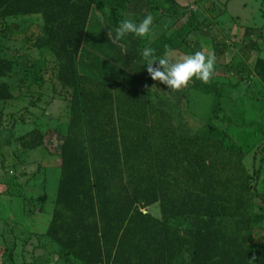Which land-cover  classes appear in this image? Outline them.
Segmentation results:
<instances>
[{"label":"trees","instance_id":"1","mask_svg":"<svg viewBox=\"0 0 264 264\" xmlns=\"http://www.w3.org/2000/svg\"><path fill=\"white\" fill-rule=\"evenodd\" d=\"M131 1L0 0V101L15 99L17 83L26 90L43 81L44 69L34 60L27 76L9 52L15 19L39 14L40 33L30 46L48 50L52 77L68 103L46 242L79 264H264V239L254 240L252 231L264 218V206L256 202L264 192L257 191L258 169L244 165L245 152L227 133L215 72L197 80L193 72H204L188 68L192 74L177 86L161 57L174 49L190 54L204 16L174 0H142L159 9L157 18L173 17L166 31L146 43L147 32L124 17ZM92 17L103 24L97 35L88 29ZM110 26L129 32L130 50L106 39ZM249 33L244 29V37ZM211 36V48L223 53L224 42ZM85 38L88 50L101 45L100 52L114 51L106 57L118 66L115 74L109 66L114 83L78 70L77 61L87 59ZM252 50L257 45L248 37L240 56L247 60ZM253 67L264 86V59L257 56ZM191 91L209 94L211 103L203 124L188 133L175 125L169 103L185 105ZM36 95L32 107L40 100ZM48 132L35 126L14 138L20 150L42 146L50 154ZM150 206L156 213L139 210Z\"/></svg>","mask_w":264,"mask_h":264},{"label":"rangeland","instance_id":"2","mask_svg":"<svg viewBox=\"0 0 264 264\" xmlns=\"http://www.w3.org/2000/svg\"><path fill=\"white\" fill-rule=\"evenodd\" d=\"M205 1L210 3L209 6L213 10L200 12L194 9L197 16L204 13L209 15V19L203 17V24L195 33L199 38L195 44L197 50L187 55L186 51L174 49L161 57L166 61L167 71L174 76L177 86L184 74H192L187 67L192 69L191 65L196 59L204 74L193 72L194 78L205 80L215 72L213 79L221 85L219 104L228 117L224 123L227 133L245 152L244 165L249 170L258 169L256 187L258 192L263 193L264 86L254 74L253 63L257 56L264 59V0H224V3L222 0ZM169 7L174 8L173 5ZM159 12L157 7L152 8L142 0H132L124 17L134 22L139 31L147 32L145 41L149 43L159 33L166 31L173 20L169 13L161 14L157 18ZM20 18L15 19L18 30L9 34V52L17 58V67L21 69L19 71H24L23 74L29 76L30 73H26V69L31 67L28 65L31 60L44 71L39 87L36 83L31 85V88L26 86L24 90L23 84L17 83L13 90L15 99L0 101V264H79L76 260L70 262L68 258L64 259L58 254L57 245L48 244L43 236L52 209L58 176L57 152L60 133L65 128L68 103L62 98L63 95L52 77V58L48 50L32 49L30 46L33 37L40 33L39 14L24 15ZM214 18H217V27ZM206 24L211 29L206 28ZM100 25L103 27L102 23L98 24L92 17L88 29L95 30L92 33L97 35ZM243 27H249L248 37L258 46V50H252L250 55L248 54L247 60H244L240 53L237 55L238 51L235 50L244 34ZM114 32H118V36ZM92 33L87 31L88 35ZM211 33L217 34L219 40L224 42L223 53H218L216 47L211 48ZM104 34L119 50L132 48L130 41L134 38L125 29L110 26ZM245 38L247 39L246 36ZM90 43L85 38L83 52H87V59L85 58V64L81 60L77 61L78 70L85 75L114 83L109 66H112L114 74L118 66L114 63L111 65L110 60H106L107 55L111 56L114 51L108 47L109 51L102 52L104 48L101 45L98 49L88 50ZM6 50L8 51L7 47ZM194 52L200 53L196 59ZM211 66L212 69H209ZM141 67L143 82L147 83L146 66L141 63ZM239 70L240 75L236 73ZM37 90L40 92H36ZM36 94L40 96V100L32 107L29 100ZM210 103L211 96L200 91H191L185 105L176 104L172 99L169 104L175 125L182 131L195 132L203 124ZM25 106L27 108L24 110ZM35 126L47 132L49 130L46 143L51 146L52 153H46L42 146L31 150L19 149L14 137ZM256 202L264 206V194L257 198ZM145 210L151 213L157 211L154 206ZM252 231L254 240L264 239V218Z\"/></svg>","mask_w":264,"mask_h":264},{"label":"crops","instance_id":"3","mask_svg":"<svg viewBox=\"0 0 264 264\" xmlns=\"http://www.w3.org/2000/svg\"><path fill=\"white\" fill-rule=\"evenodd\" d=\"M176 3L177 2H179V3H177L179 6H186V7H188V8H191V9H196V10H198V11H203V12H206V11H209V10H213V8H210V6H209V4L210 3H207L205 0H182V2H180V1H176V0H174ZM222 3H224V0H222ZM204 17H208V19H209V15L208 14H206V13H204V15H203ZM217 18H214V21L216 22V27L218 26V21L216 20ZM244 29H246V31L248 30V28L249 27H243ZM244 29H242V32H244ZM243 33H241V35H242ZM252 34V33H251ZM253 35H254V32H253ZM213 37L214 36H211V34H210V39H213ZM218 37V36H217ZM241 37V36H240ZM248 38V37H247ZM245 40H247L245 37H244V35H242V42H244ZM241 41H240V43H238L237 45H238V47L235 49L236 50V52H237V55H239V47H240V45H241V43H242ZM257 49H258V46H257ZM197 49H196V47H195V49H194V51H196ZM227 50V49H226ZM200 53L198 52V53H196V52H194V59H196V58H198ZM198 56V57H197ZM198 60L196 59L195 61H193V63H192V65H191V67H193L194 69H199V70H202V68L201 67H198ZM187 68H189V67H187ZM216 81V80H215ZM216 82H218V81H216ZM218 84H219V82H218ZM219 86H221V85H219Z\"/></svg>","mask_w":264,"mask_h":264},{"label":"built area","instance_id":"4","mask_svg":"<svg viewBox=\"0 0 264 264\" xmlns=\"http://www.w3.org/2000/svg\"><path fill=\"white\" fill-rule=\"evenodd\" d=\"M139 210H140L141 212H145V209H144V208H139Z\"/></svg>","mask_w":264,"mask_h":264}]
</instances>
